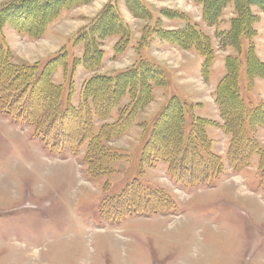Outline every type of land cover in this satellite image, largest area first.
Returning <instances> with one entry per match:
<instances>
[{
  "label": "rangeland",
  "instance_id": "374dc122",
  "mask_svg": "<svg viewBox=\"0 0 264 264\" xmlns=\"http://www.w3.org/2000/svg\"><path fill=\"white\" fill-rule=\"evenodd\" d=\"M14 1L0 0V6ZM142 1L152 13V20L132 16L124 0H116L132 34L130 47L116 55V39L102 40L101 63L91 71L78 66L73 74L71 102L77 106L81 88L95 75L125 71L139 57L164 69L166 85L155 87L152 100L128 132L106 145L126 155L109 172L89 176L82 164L85 148L75 154H53L34 137L33 128L13 123L0 111V264H264V187L259 186L257 157L248 168L234 172L226 160L230 137L221 128L207 130L213 150L224 164L223 173L208 186H181L169 176L163 161L140 166L144 138L170 97L196 103L195 115L219 118L214 90L224 74L226 52L221 50L215 29H229L232 7L223 10L214 28L203 22L202 7L193 0ZM112 2L83 0L66 7L68 10L60 9L59 16L39 38L4 26L2 34L12 62L45 61L62 46L70 52V37L87 27ZM162 10L181 13L210 37L216 61L211 66L209 83L203 81L202 59L194 51L158 38L143 49L137 48L144 30L157 19L164 29L185 25L182 17L168 19L161 15ZM252 11L260 17L252 44L264 63V13ZM74 55L81 56L80 48L74 50ZM51 78L55 87L64 86L67 99L68 86L62 70ZM246 80L243 67L241 92L249 93L254 103L264 102V73L254 78L249 92ZM128 103L125 97L119 108ZM97 122L99 127L101 122ZM253 135L264 148V130L259 128ZM134 178L144 186L163 189L176 204V211L167 215H132L123 222L109 223L100 213L102 201L132 185Z\"/></svg>",
  "mask_w": 264,
  "mask_h": 264
},
{
  "label": "trees",
  "instance_id": "16d2710c",
  "mask_svg": "<svg viewBox=\"0 0 264 264\" xmlns=\"http://www.w3.org/2000/svg\"><path fill=\"white\" fill-rule=\"evenodd\" d=\"M81 1L16 0L0 6V111L14 123L33 128L34 137L53 154L63 151L75 154L85 148L83 164L88 175L94 178L109 172L113 164L126 156L106 145L128 132L137 115L152 100L154 88L166 85L164 69L139 57L125 71L109 76L95 75L81 88L78 107L72 105L76 67L91 71L101 63L104 54L99 50L100 42L116 39L113 46L116 55L131 45L132 34L116 0L106 4L87 27L70 37V52L67 46H62L45 61L12 62L2 34L4 26L10 25L19 33L39 38L59 16L60 9L68 10L66 7ZM193 1L202 7L203 22L214 28L226 7L231 5L234 14L229 29H215L221 50L226 52L224 74L214 90L220 121L195 115L196 103L170 97L144 138L140 166L163 161L172 180L183 187L212 184L224 170L222 157L213 150V141L207 133L208 128L216 127L230 137L226 159L230 168L239 172L249 167L256 156L257 172L264 187V148L253 135L259 128L264 130V102L254 103L249 93H242L240 89L243 67L248 92L254 78L264 73V63L252 44V37L257 33L255 26L260 21L252 10L264 13V0ZM124 2L132 16L152 20V13L142 0ZM161 15L168 19L182 17L186 23L182 28L164 29L157 19L144 30L137 48L143 49L153 38H158L194 51L202 59L203 81L209 83L211 66L216 61L210 37L181 13L162 10ZM76 48L81 50L80 57L74 55ZM59 69L67 81V99L64 86L52 84L51 76ZM125 97L129 103L119 108ZM97 121L101 122L99 127H96ZM133 180L132 185L102 201V217L111 223H120L132 215H165L176 211V204L163 189L144 186L138 178Z\"/></svg>",
  "mask_w": 264,
  "mask_h": 264
}]
</instances>
